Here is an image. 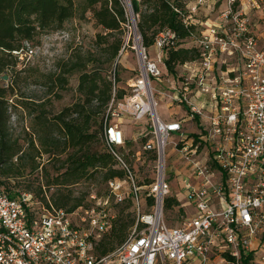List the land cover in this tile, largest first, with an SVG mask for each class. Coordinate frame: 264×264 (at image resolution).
I'll return each mask as SVG.
<instances>
[{"label": "built area", "instance_id": "1", "mask_svg": "<svg viewBox=\"0 0 264 264\" xmlns=\"http://www.w3.org/2000/svg\"><path fill=\"white\" fill-rule=\"evenodd\" d=\"M120 1L126 17L129 12L127 24L137 32L138 68L120 100L114 98L112 71L103 141L123 177L108 180L102 193L91 189L71 211L51 205L37 209L28 193L10 198L0 182V264H264V48L251 32L248 13L239 0H225L219 21L199 22L204 30L191 39L198 59L174 75L163 64L164 49L178 46L174 34L157 35L152 58L130 0ZM248 1L258 8L256 0ZM203 3L195 0L187 8L189 20ZM154 83L182 106L187 123L197 126L196 135H186L183 120L160 116L154 99L160 88ZM114 118L146 127L145 141L131 155ZM168 148L177 154L171 156L174 164L183 162L179 174L173 164V173L168 172ZM131 160H148L152 180L139 186ZM167 198L192 209L179 226L165 222ZM124 204L130 205L134 224L120 245L100 255L97 246L116 216L114 207Z\"/></svg>", "mask_w": 264, "mask_h": 264}, {"label": "trees", "instance_id": "2", "mask_svg": "<svg viewBox=\"0 0 264 264\" xmlns=\"http://www.w3.org/2000/svg\"><path fill=\"white\" fill-rule=\"evenodd\" d=\"M130 2L133 13L138 15L136 28L145 47H152L157 35L165 30L176 37L178 46L163 51V64L168 73L177 75V67L198 59L199 51L194 46L188 49L180 46L197 38L201 30L199 22L193 23L187 18L186 3L180 0ZM82 3L81 12H89L95 25L104 32L95 35L94 44L111 63L122 45L120 35L127 23L125 9L120 0H82ZM77 12L73 0H0V76L9 79L7 85L0 81L1 188L10 198L30 194L37 202V209H49L51 205L71 211L85 201L90 185L104 187L108 180L123 177V171L117 167L103 141L104 115L114 87L109 78L98 72L79 75L77 100L51 117L45 109L50 100L37 103L16 92L17 77L22 72L17 66L22 63L20 54L27 50L25 45H33L36 37L44 32L61 28ZM75 71H78L76 67H70L59 70L53 78L50 76L46 93L51 94L53 86L64 88ZM114 83L117 84L116 73ZM117 88L118 85L114 98L120 100L124 93ZM54 96L60 99L62 95L55 93ZM18 107L31 116L29 133L22 131L16 135L11 128L12 115ZM144 141L142 139L140 144ZM132 144L127 143L125 148L130 151ZM119 152L125 155L124 149ZM42 155L48 156L44 163L37 161ZM22 180H27L25 191L4 185V181L19 184ZM81 183L86 189L75 196L73 188ZM50 189L53 192L48 198L46 192ZM177 205L175 199L167 198L164 209L171 210ZM128 208L130 205L124 204L115 216L97 246L98 254L112 251L125 240L128 229L134 224L132 214L125 212Z\"/></svg>", "mask_w": 264, "mask_h": 264}, {"label": "rangeland", "instance_id": "3", "mask_svg": "<svg viewBox=\"0 0 264 264\" xmlns=\"http://www.w3.org/2000/svg\"><path fill=\"white\" fill-rule=\"evenodd\" d=\"M186 5L194 4L195 0H180ZM204 3L201 6H198L197 12L192 16L193 23L195 21L210 19L213 23H217L219 18H217L222 11L226 8L225 0H203ZM78 12L75 17L65 21L61 28L56 30H50L42 33L39 37L33 42V45H25V52L22 53V63L17 66L18 70L22 72L18 75L17 79V90L18 94L22 93L28 99H33L35 102L40 103L42 101L50 100L46 104L45 109L49 111V117L57 113L64 106L70 105L78 98L77 85L79 75L82 73H100L102 76L111 77L112 71L116 73V85H118V90L122 91L126 95L129 93L128 84L136 77L137 75V54L134 49V37L135 33L131 22L129 24L123 25V30L120 35L122 40V46L124 45L123 52L120 50L116 58L110 63L107 62L108 56L103 53L101 48L95 46L94 37L98 33L104 34L103 30L95 25V22L91 18L89 12L82 13L81 5L82 0H73ZM258 8H251V5L248 0H239V5L242 6V10L248 13V16L251 21V32L256 37L257 42L261 48H264V0H256ZM224 6V7H223ZM127 17L130 20L129 12L127 10ZM134 20H137L136 16H133ZM208 24V23H207ZM211 25V24H208ZM201 31L204 30V27H200ZM111 41V40H110ZM193 45V40H187L182 43L180 46L183 48H190ZM31 50L32 52H29ZM150 56L154 58L156 55L155 48L150 47L149 52ZM70 67H76L78 71L68 77V82L64 88L61 86H53L51 94H47V85L46 81L49 80L50 76L57 75L59 70H66ZM177 75L183 73L181 67L176 68ZM118 79V80H117ZM118 81V82H117ZM5 85L9 82L2 81ZM163 83L165 81L163 80ZM155 88H160L161 84H153ZM163 85V84H162ZM55 93H60L61 98L56 99ZM164 88H160L159 94L154 96L155 101L157 102V112L164 119H180L185 115L182 106L177 103L170 101L166 95ZM31 116L28 115L26 110L17 108V110L12 115L11 119V128L16 135L22 134V131L31 132L30 129ZM112 122L121 123L122 125H128L130 129L138 131L142 123L134 124L126 119H112ZM188 123H185V131H190L188 128ZM136 134V133H135ZM190 137L194 134L189 132ZM177 134L171 136V141L176 139ZM135 143L130 147V154L138 150L140 141L142 138L138 137ZM168 158V172L173 173V168L176 174H179L182 167V163L174 164V157H171L169 148L167 149ZM47 155H42L37 159L38 162H45ZM130 159V158H127ZM131 166L133 167V172H135L138 185L146 184L148 181L152 180V164L145 160V163L136 162L134 160L130 161ZM173 164V168L171 167ZM35 177V175L33 176ZM27 179V177L25 178ZM42 184V183H41ZM5 186H11V188L16 189V191H25V186L27 185V180H22L19 184L15 181L6 182L4 181ZM13 186V187H12ZM85 184H79L75 186L74 195L78 196L80 192L85 191ZM13 189V190H14ZM44 190V188H42ZM91 189L98 192H103L104 187H99L98 185H90L88 191ZM53 192V189H50L49 192H46L47 197H50V194ZM123 205H118L114 207V213L120 212L123 208ZM125 212H129L134 215L131 211V208H128ZM185 212V211H184ZM184 214L182 212H177V209H164L165 222L168 226L174 227L179 226L182 217ZM130 228L128 229V231Z\"/></svg>", "mask_w": 264, "mask_h": 264}, {"label": "crops", "instance_id": "4", "mask_svg": "<svg viewBox=\"0 0 264 264\" xmlns=\"http://www.w3.org/2000/svg\"><path fill=\"white\" fill-rule=\"evenodd\" d=\"M191 4H188L186 6V8H188L189 6H191ZM217 18H219V16ZM203 21L206 22V23H208V24H213V21H211L209 18L208 19H205V20H200V21H197L196 20L195 22H203ZM208 24H207V26H209ZM184 113H185V115H182L183 117H181L179 120H183V127L185 128V123H187V121H188V117H187L188 115H187V113H186L185 110H184ZM126 120H128V119H126ZM165 120L166 121H172V120H177V119H173L172 118V119H165ZM128 121H130V120H128ZM130 122H132V121H130ZM119 124H120V127H121L122 131H123L126 144L127 143H135V141L137 140L136 138H138V137L142 138V133L143 132H146V127H145L144 123H142V125L139 128H137L138 131H135V130L132 131V129H130V127L128 125H125L124 126L121 123H119ZM134 124H137V123H134ZM138 124H140V123H138ZM187 128L190 130L189 132H192V134H194V135H196L198 133V129H197V126H196L195 123H188V127ZM185 132H186V135L189 134L188 131H185ZM139 148H140V146H139ZM169 151H170V155L171 156L172 155H177L176 153H172V149L169 150ZM178 205L177 206H174L173 209L179 208L178 209V212H183L184 213V211H185L187 214H191L192 213V209L189 208L188 206H184L183 208H180Z\"/></svg>", "mask_w": 264, "mask_h": 264}, {"label": "water", "instance_id": "5", "mask_svg": "<svg viewBox=\"0 0 264 264\" xmlns=\"http://www.w3.org/2000/svg\"><path fill=\"white\" fill-rule=\"evenodd\" d=\"M7 76H0V81H7Z\"/></svg>", "mask_w": 264, "mask_h": 264}]
</instances>
